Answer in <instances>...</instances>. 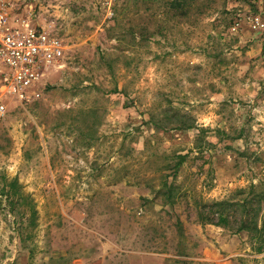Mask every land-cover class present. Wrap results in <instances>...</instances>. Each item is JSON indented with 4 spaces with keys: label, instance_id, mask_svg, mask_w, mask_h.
I'll return each mask as SVG.
<instances>
[{
    "label": "rangeland",
    "instance_id": "374dc122",
    "mask_svg": "<svg viewBox=\"0 0 264 264\" xmlns=\"http://www.w3.org/2000/svg\"><path fill=\"white\" fill-rule=\"evenodd\" d=\"M172 1L3 0L64 54L0 118V264H264L247 232L197 221L264 186V0Z\"/></svg>",
    "mask_w": 264,
    "mask_h": 264
},
{
    "label": "built area",
    "instance_id": "2783aa9c",
    "mask_svg": "<svg viewBox=\"0 0 264 264\" xmlns=\"http://www.w3.org/2000/svg\"><path fill=\"white\" fill-rule=\"evenodd\" d=\"M250 24L255 30L264 28L258 16H252ZM63 54L58 37L28 23H12L0 0V118L14 102L22 106L40 98L43 71Z\"/></svg>",
    "mask_w": 264,
    "mask_h": 264
},
{
    "label": "trees",
    "instance_id": "16d2710c",
    "mask_svg": "<svg viewBox=\"0 0 264 264\" xmlns=\"http://www.w3.org/2000/svg\"><path fill=\"white\" fill-rule=\"evenodd\" d=\"M183 0H173L170 6L177 11H183ZM151 124L158 126L157 122L151 119ZM193 124H181L177 129H190ZM199 131L204 132L202 128ZM237 136L234 139H240ZM188 154H178L175 157V162L172 169V180L176 179L182 164L187 160ZM162 183L160 184L157 193L163 196L166 204L172 205L178 198L177 190L179 185L174 182H168V176H161ZM9 189L6 191L5 188ZM6 195L7 200L13 199L11 204H14V198L21 196L18 191L17 181H10L1 189V195ZM197 221L202 225H214L229 229L234 234L247 232L249 241L252 244L253 250L261 254L264 252V186L262 184H250L247 188L237 189L233 192L231 198L221 201L199 202L197 203ZM34 213V209L31 210Z\"/></svg>",
    "mask_w": 264,
    "mask_h": 264
}]
</instances>
